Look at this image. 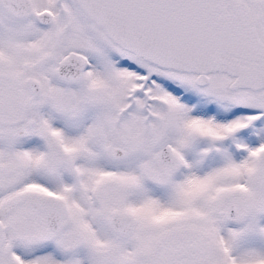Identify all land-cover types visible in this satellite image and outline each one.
I'll use <instances>...</instances> for the list:
<instances>
[{"label": "snow or ice", "instance_id": "6c2138e0", "mask_svg": "<svg viewBox=\"0 0 264 264\" xmlns=\"http://www.w3.org/2000/svg\"><path fill=\"white\" fill-rule=\"evenodd\" d=\"M0 264H264V0H0Z\"/></svg>", "mask_w": 264, "mask_h": 264}]
</instances>
